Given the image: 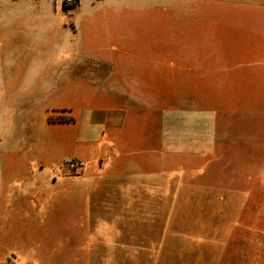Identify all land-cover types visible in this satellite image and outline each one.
Returning <instances> with one entry per match:
<instances>
[{"label":"crops","instance_id":"1","mask_svg":"<svg viewBox=\"0 0 264 264\" xmlns=\"http://www.w3.org/2000/svg\"><path fill=\"white\" fill-rule=\"evenodd\" d=\"M194 1L0 0V125L24 127L17 141L43 142L48 166L28 154L19 166L51 178L62 207L76 206L75 236L95 264L146 253L145 242L124 241L146 233L124 223L147 220L163 191L171 198L215 153L212 109L180 106L177 95L163 105L164 73H207L204 47L217 45L210 27H195ZM164 13L172 22L163 27ZM63 109L72 122L49 121ZM71 160L83 169L71 172Z\"/></svg>","mask_w":264,"mask_h":264},{"label":"rangeland","instance_id":"2","mask_svg":"<svg viewBox=\"0 0 264 264\" xmlns=\"http://www.w3.org/2000/svg\"><path fill=\"white\" fill-rule=\"evenodd\" d=\"M193 5L195 27H210L217 45L204 47L207 73H164L163 105L177 95L180 106L212 109L215 153L204 171L180 178L171 198L163 191L147 220L124 223L147 236L124 241L147 251L115 254L116 264H264V0ZM23 129L0 125V264H95L75 236L76 206L62 207L51 178L19 166L26 154L48 166L42 141H17Z\"/></svg>","mask_w":264,"mask_h":264},{"label":"trees","instance_id":"3","mask_svg":"<svg viewBox=\"0 0 264 264\" xmlns=\"http://www.w3.org/2000/svg\"><path fill=\"white\" fill-rule=\"evenodd\" d=\"M79 0H73L71 3H68L66 0H63V6L66 8H74L78 5ZM65 109L60 111H52L48 117L50 122L57 123V122H72L74 120L73 117L68 116L65 114Z\"/></svg>","mask_w":264,"mask_h":264},{"label":"built area","instance_id":"4","mask_svg":"<svg viewBox=\"0 0 264 264\" xmlns=\"http://www.w3.org/2000/svg\"><path fill=\"white\" fill-rule=\"evenodd\" d=\"M68 3H71L73 0H66ZM67 167L71 172L76 173L80 171L84 167V163L82 161L71 160L67 163Z\"/></svg>","mask_w":264,"mask_h":264}]
</instances>
